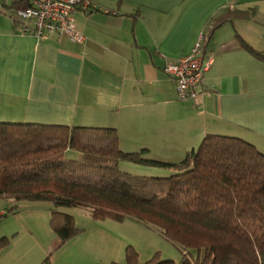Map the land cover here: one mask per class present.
Masks as SVG:
<instances>
[{"label": "crops", "instance_id": "crops-1", "mask_svg": "<svg viewBox=\"0 0 264 264\" xmlns=\"http://www.w3.org/2000/svg\"><path fill=\"white\" fill-rule=\"evenodd\" d=\"M89 1L73 14L86 38L78 44L22 33L11 15L18 4L0 0V121L114 128L123 151L147 148L167 162L206 134L239 137L264 153V59L242 44L264 51V0ZM200 33L209 63L202 95L182 101L163 67L188 54Z\"/></svg>", "mask_w": 264, "mask_h": 264}, {"label": "trees", "instance_id": "trees-1", "mask_svg": "<svg viewBox=\"0 0 264 264\" xmlns=\"http://www.w3.org/2000/svg\"><path fill=\"white\" fill-rule=\"evenodd\" d=\"M221 18L213 20V28ZM256 58L258 51L242 41ZM126 152L114 128L0 121V197L14 212L20 201H48L60 245L78 233V207L94 219H132L189 250L176 262L155 253L140 262L109 264H264V153L233 136L206 134L178 162ZM121 162L156 167L163 175L123 171ZM7 245L0 238V249Z\"/></svg>", "mask_w": 264, "mask_h": 264}, {"label": "rangeland", "instance_id": "rangeland-1", "mask_svg": "<svg viewBox=\"0 0 264 264\" xmlns=\"http://www.w3.org/2000/svg\"><path fill=\"white\" fill-rule=\"evenodd\" d=\"M11 15L25 21L14 11H11ZM11 203L0 197V211L7 212ZM50 209L55 207L48 201L24 200L16 203L14 212L0 217V238L7 240V245L0 249V264L124 262L128 246L138 253L140 262L150 259L155 253L162 259L176 262L181 260L187 250L195 254L194 250H185L163 237L157 229L141 222L128 218L123 221L112 218L94 219L87 210L78 207L63 208L71 214L73 225L79 231L60 245L49 224ZM187 257L192 264H196L190 255Z\"/></svg>", "mask_w": 264, "mask_h": 264}, {"label": "built area", "instance_id": "built-area-1", "mask_svg": "<svg viewBox=\"0 0 264 264\" xmlns=\"http://www.w3.org/2000/svg\"><path fill=\"white\" fill-rule=\"evenodd\" d=\"M5 1V0H4ZM18 4L16 14L25 21L19 27L22 33L45 39L50 34L66 36L70 41L83 44L85 36L77 30L73 14L91 6L89 0H6ZM205 36L200 33L190 52L167 62L164 73L175 86L179 100L197 101L202 95L204 71L201 56Z\"/></svg>", "mask_w": 264, "mask_h": 264}]
</instances>
